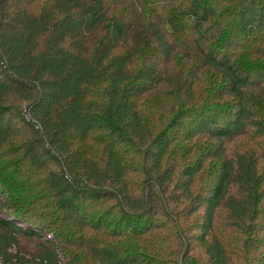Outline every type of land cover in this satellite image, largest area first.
<instances>
[{"label": "trees", "instance_id": "16d2710c", "mask_svg": "<svg viewBox=\"0 0 264 264\" xmlns=\"http://www.w3.org/2000/svg\"><path fill=\"white\" fill-rule=\"evenodd\" d=\"M60 257L264 264V0H0V264Z\"/></svg>", "mask_w": 264, "mask_h": 264}, {"label": "rangeland", "instance_id": "374dc122", "mask_svg": "<svg viewBox=\"0 0 264 264\" xmlns=\"http://www.w3.org/2000/svg\"><path fill=\"white\" fill-rule=\"evenodd\" d=\"M50 236H47V238H49ZM58 264H66V262L64 261V259H62V257H60V261L58 262Z\"/></svg>", "mask_w": 264, "mask_h": 264}]
</instances>
